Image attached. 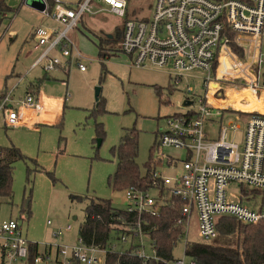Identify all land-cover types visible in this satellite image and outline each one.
<instances>
[{
  "label": "built area",
  "instance_id": "obj_1",
  "mask_svg": "<svg viewBox=\"0 0 264 264\" xmlns=\"http://www.w3.org/2000/svg\"><path fill=\"white\" fill-rule=\"evenodd\" d=\"M43 1V15L53 17L65 29H35L36 48L45 49L32 71L41 68L49 74L60 66L66 68L67 63L59 62L53 55L55 52L75 59L84 71L81 62L86 59L68 36L69 32L78 27L85 15L106 11L124 19L120 52L131 66L168 67L176 84L192 72L202 71L206 94L199 99H187L192 101L190 107L197 103L198 110L169 116L166 128L157 131L155 150L160 165L170 168L178 161L165 154V148L187 152L186 159L180 160L181 173L177 177L163 176L154 162L155 181L151 190L130 187L124 191V215L117 217L115 234L105 245H88L79 236L72 245L43 244L45 249L41 252L39 244L27 238L18 221L0 218V264H121L123 259L139 264H195L184 257L171 260L160 257L156 242L150 239L151 223L146 217L160 218L161 208L172 199L181 203L183 217L178 223L184 228L178 243L183 242L185 249L191 242L193 217L198 223L199 239L204 242L218 237L221 218L245 225L264 224V198L257 201L255 196L264 194V111L247 112L251 116L245 122L242 144L228 140L229 134L241 130L239 122L221 127L218 136L211 134L209 128L215 123L212 119L215 113L220 111L223 116L235 109L232 104L222 107L215 103H245L249 101L248 94L255 100L263 99L264 74L260 68L264 0H157L148 21L128 18L129 0H81L75 6L55 0L53 7ZM95 1L107 8L94 11ZM16 89L17 86L0 98V119L7 129L26 124L25 111L38 117L45 112V103L36 93L28 89L23 98H15ZM236 120L241 119L236 116ZM234 184L240 187L239 196L229 193ZM251 188L254 191H248ZM20 219L22 223L27 221L23 216ZM72 230L68 225L55 231L53 237L59 238ZM145 240L149 242L151 255L146 253ZM34 248L36 253L31 259Z\"/></svg>",
  "mask_w": 264,
  "mask_h": 264
},
{
  "label": "rangeland",
  "instance_id": "obj_2",
  "mask_svg": "<svg viewBox=\"0 0 264 264\" xmlns=\"http://www.w3.org/2000/svg\"><path fill=\"white\" fill-rule=\"evenodd\" d=\"M56 1L73 4L79 0ZM156 2L129 0L128 18L150 20ZM7 3L11 12L0 26V97L17 86L15 98H22L18 94L21 91L23 93L31 79L25 77L27 70L45 49L36 48L33 30L40 27L62 31L65 26L53 17L43 15V0H7ZM96 4L93 2L94 11L98 9ZM83 21L84 26L74 33L70 31L68 36L77 43L81 54L89 58L81 62L85 70L79 69L75 59L69 60L56 54L55 58L67 65L65 71H52L50 74L54 80L48 81L47 100L64 102L59 120L44 124L39 123V118L34 116L28 127L5 129L0 119V146L15 145L25 157L14 164L13 202L7 203L0 199V218L18 221L27 238L39 244L41 252L46 243H77L87 208V202L83 199L110 200L115 208L124 210V191L113 190L108 183L117 170L114 150L120 145L121 139L130 130H136L139 142L137 163L141 174L145 175L146 165L151 160L158 163L155 150L158 129L166 128L169 116L198 110L197 103L192 107H184L183 103L189 98L199 99L206 94L202 81L205 74L202 71H194L176 84L169 75L168 67L137 69L131 66L126 56L118 52L107 60H101L92 41L93 35L87 37V32L102 36L106 33L115 34L123 26L124 19L97 12L85 15ZM81 29L86 35L80 32ZM262 44L260 71L264 74V37ZM113 46L120 47L118 43ZM39 71L43 72L38 68L33 79L43 76L44 73ZM20 77L25 78L20 80ZM97 88L101 90L98 101L95 96ZM158 89L162 91L161 96L157 93ZM228 99L225 97V100ZM251 103L252 100L247 103H215L222 107L232 104L235 109L234 113L231 109L224 112L223 116L220 111L215 113L212 117L215 123L210 133L218 136L221 127L239 122L241 130L229 134L228 140L242 144L245 122L251 115L247 112L236 114V111L242 112L246 106H253ZM236 116L241 120L237 121ZM100 130L105 133L104 140L97 138ZM164 153L178 161L170 168L158 163L156 170L163 176L177 177L182 168L180 160L186 159L187 152L170 147L165 148ZM152 193L156 194L155 191ZM229 193L239 196L240 187L231 185ZM71 196L81 199L73 200ZM255 196L257 201L264 198L262 193H256ZM22 216L27 219L24 223L20 219ZM68 225L73 227L71 232H64L59 238L53 237V232L65 229ZM189 238L191 242L200 241L196 217H193ZM144 245L146 253L151 255L147 240ZM185 250V244L179 242L173 249V258L184 257L189 262L190 257Z\"/></svg>",
  "mask_w": 264,
  "mask_h": 264
},
{
  "label": "trees",
  "instance_id": "obj_3",
  "mask_svg": "<svg viewBox=\"0 0 264 264\" xmlns=\"http://www.w3.org/2000/svg\"><path fill=\"white\" fill-rule=\"evenodd\" d=\"M47 1L53 7L54 0ZM10 12L11 8L7 0H0V26ZM122 38L123 26L118 28L111 37L100 36L97 43L99 58L107 60L115 56V52L121 54L120 47L119 49L113 48V44L118 43L120 46ZM31 90L33 91V86ZM157 93L161 96V89H158ZM97 138L104 140L103 130L98 131ZM114 154L117 158V170L108 182L113 190L125 191L130 187L144 191L151 190L155 181L154 161L151 160L146 165L147 172L142 175L137 163L139 142L136 130H130L121 139ZM24 158L21 150L14 145L0 146V199L7 203L13 202L14 164ZM161 193L164 194L163 190ZM71 198L81 199L78 196H71ZM83 200L87 202V208L79 236L88 245L103 246L114 236V226L118 223L117 217L119 214L124 215L125 210L115 208L110 200L93 198ZM26 212L29 213V211ZM182 217L181 203L177 199L167 201V204L161 208L160 218L146 217V220L151 223L149 226L150 239L156 242L157 253L160 257L173 259V249L183 234L184 227L178 223ZM218 232V237L213 241L188 243L186 255L190 257V261L195 264H264V224L245 225L235 219L221 218L218 223ZM35 253L36 248L32 249L31 259ZM128 262L125 259L121 260V264H139L135 260Z\"/></svg>",
  "mask_w": 264,
  "mask_h": 264
},
{
  "label": "crops",
  "instance_id": "obj_4",
  "mask_svg": "<svg viewBox=\"0 0 264 264\" xmlns=\"http://www.w3.org/2000/svg\"><path fill=\"white\" fill-rule=\"evenodd\" d=\"M55 1V0H54ZM81 0H79V1H77L76 3H66V4H68V5H71V6H75L77 3H79ZM95 2H97V1H95ZM97 7H98V9H97V11H99V10H102V9H106L107 7H106V5H104V6H101L100 5V2H97ZM103 12H106V11H103ZM107 13V12H106ZM110 14V13H109ZM85 17V16H84ZM84 19V18H83ZM83 19H82V23L79 25V27L77 28V29H75L74 31H73V33L75 32V31H77V30H79V28L81 27V26H84V21H83ZM50 29H55V28H50ZM49 29V30H50ZM34 31L35 30H33V32H32V38H33V40L36 42V38H35V34H34ZM80 32L83 34V35H86V33L85 32H83L82 31V29L80 30ZM88 33V35H86L87 37L88 36H90V35H93V39H92V41H93V43H94V45L97 47V43H98V38L100 37V36H102V35H99V34H90V32H87ZM107 34V36H109V37H111V35H113V34H110V33H106ZM106 36V35H105ZM77 44V43H76ZM77 47H78V45H77ZM79 49V48H78ZM97 50H98V48H97ZM44 52V51H43ZM43 52L40 54V56L37 58V59H35L34 60V62L32 63V65L30 66V68H29V70H27V73L29 74V77L28 78H31L30 79V84H28V85H26V87L24 88V91H23V93H22V91H21V93H19L18 95H21V96H25V94H26V92H27V90L29 89V91H31V92H33V93H36L42 100H43V102L45 103V112L40 116V117H38L39 118V123H44V124H52L53 122L55 123V122H57L58 120H59V118L61 117V115H62V110H63V104H64V102H58V103H56V102H52L53 100H47V98H46V91H47V86H48V81H50V80H54V78L52 79V75L49 73V74H46L44 71L42 72V71H39V72H42V73H44L43 74V76L42 77H38L37 79H33V75H34V72H36L37 70H33L32 71V69L34 68V65L37 63V61L39 60V58L41 57V55L43 54ZM56 54H60L59 52H55L53 55L54 56H56ZM84 56V55H83ZM84 58L86 59V60H84V61H88L89 60V58L88 57H86V56H84ZM42 70V69H41ZM55 71H65V68L64 67H58V69L57 70H55ZM38 73V72H37ZM37 75V74H36ZM21 78V77H20ZM33 80V81H32ZM63 82V84H64V81H62ZM33 86V91L31 90V87ZM245 94H247V93H245ZM4 94H2L1 95V97L3 96ZM248 96L249 97H247L246 96V98L250 101V100H252V103H251V105L253 104V106H246L245 108H243V111L242 112H248V113H250V112H253V111H264V101L262 102L261 100H255V99H253L252 98V95L251 94H248ZM0 97V98H1ZM22 97V98H23ZM262 97H263V99L262 100H264V92H263V95H262ZM245 103H247V102H245ZM261 105V106H260ZM259 107H261V109L259 108ZM34 116H36V115H34L31 111H25V119H26V124H23V125H21V126H19V127H28V123L30 122V121H32V119H33V117ZM212 127L213 126H210L209 128L210 129H212ZM15 128H17V127H15ZM29 128H32V127H29ZM5 129H7V128H5ZM11 129V128H10ZM211 131V130H210ZM15 146V145H14ZM3 147V146H2ZM53 234H54V232H53ZM52 234V235H53Z\"/></svg>",
  "mask_w": 264,
  "mask_h": 264
},
{
  "label": "water",
  "instance_id": "obj_5",
  "mask_svg": "<svg viewBox=\"0 0 264 264\" xmlns=\"http://www.w3.org/2000/svg\"><path fill=\"white\" fill-rule=\"evenodd\" d=\"M26 2H28V0H26ZM100 88H97L96 89V94H95V96H96V101H98V98H99V95H100ZM192 105V101H189V100H185L184 101V103H183V106L184 107H190ZM102 142V141H101ZM100 142V143H101Z\"/></svg>",
  "mask_w": 264,
  "mask_h": 264
}]
</instances>
